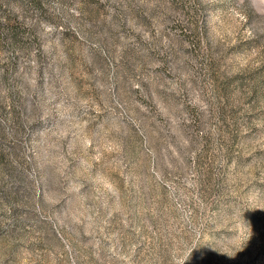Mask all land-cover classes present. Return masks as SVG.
<instances>
[{
    "label": "rangeland",
    "instance_id": "374dc122",
    "mask_svg": "<svg viewBox=\"0 0 264 264\" xmlns=\"http://www.w3.org/2000/svg\"><path fill=\"white\" fill-rule=\"evenodd\" d=\"M0 264H264V0H0Z\"/></svg>",
    "mask_w": 264,
    "mask_h": 264
}]
</instances>
